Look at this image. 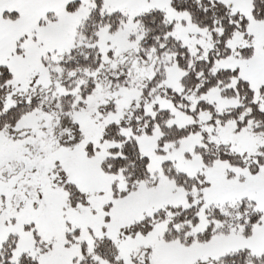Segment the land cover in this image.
<instances>
[{
  "label": "snow or ice",
  "instance_id": "6c2138e0",
  "mask_svg": "<svg viewBox=\"0 0 264 264\" xmlns=\"http://www.w3.org/2000/svg\"><path fill=\"white\" fill-rule=\"evenodd\" d=\"M0 264H264V0H0Z\"/></svg>",
  "mask_w": 264,
  "mask_h": 264
}]
</instances>
